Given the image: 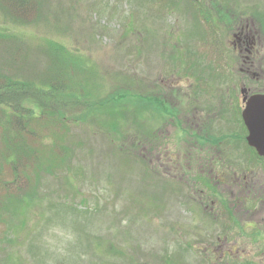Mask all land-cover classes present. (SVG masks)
<instances>
[{
    "label": "rangeland",
    "instance_id": "obj_1",
    "mask_svg": "<svg viewBox=\"0 0 264 264\" xmlns=\"http://www.w3.org/2000/svg\"><path fill=\"white\" fill-rule=\"evenodd\" d=\"M41 10L39 20L25 25L9 21L0 10V31L24 42L28 51L22 53L36 64V52L46 40L62 44L76 57L82 73L95 77L100 94L90 113L68 121L66 132H57L73 150V173L65 180L63 169L42 175L34 199L0 211V264L264 260L262 239L247 240V248L221 261L218 250L211 253L207 248L225 231L222 221H210L209 209L193 202L201 195L194 190L204 186L190 180L184 134L179 141L168 113L161 117L152 108L145 113L137 100L157 94L171 109L174 103L180 108L173 88L178 84L196 81L206 87L212 82L216 87L223 81L218 76L207 81L200 77L213 68L221 71L219 65L236 63L231 34L245 24L257 42L264 76V0H42ZM209 12L214 32L203 17ZM3 42L0 39V49ZM2 56L10 61L0 50V61ZM226 76L228 81L242 80L231 71ZM145 144L152 153L149 159L144 157ZM176 146L181 149L176 163L156 159V151L168 149L172 155ZM257 211L264 214L259 207Z\"/></svg>",
    "mask_w": 264,
    "mask_h": 264
},
{
    "label": "trees",
    "instance_id": "obj_2",
    "mask_svg": "<svg viewBox=\"0 0 264 264\" xmlns=\"http://www.w3.org/2000/svg\"><path fill=\"white\" fill-rule=\"evenodd\" d=\"M41 3L42 0H0V10L9 21L25 25L40 19ZM192 6L195 14L198 5L194 2ZM203 17L214 32L213 16L209 12ZM0 39L5 43L0 50L10 58L9 61L2 56L0 61L4 64L0 67V211H7L34 199L35 191L40 193L42 175H56L63 169L65 180L73 173L70 157L73 150L66 140L65 143L58 138L57 132H66L68 121L75 122L90 113L96 106L93 99L100 93L95 77L90 72L83 74L76 57L57 41L46 40L38 48L36 54L44 63L40 64L37 55L36 64L28 62L29 55L22 53L28 49H23L24 42L15 34L2 30ZM220 70L213 68L206 75L202 73V77L195 71V76L207 81L216 75L218 81H228L227 72ZM137 100L145 113L148 110L151 113L152 108L161 117L173 114V109L157 94Z\"/></svg>",
    "mask_w": 264,
    "mask_h": 264
},
{
    "label": "flooded vegetation",
    "instance_id": "obj_3",
    "mask_svg": "<svg viewBox=\"0 0 264 264\" xmlns=\"http://www.w3.org/2000/svg\"><path fill=\"white\" fill-rule=\"evenodd\" d=\"M252 34L247 24L237 27L230 40L237 50L236 65L220 67L227 74L234 72L241 82L221 81L216 87V83L210 82L202 87L201 82L188 79L190 82L173 87L177 93L174 97L181 107H175L174 103L173 114L168 116L175 123L176 134H184L182 143L187 148L185 159L192 172L190 180L204 186L194 190L201 195L193 202L202 203L204 209H209V214L208 210L206 213L210 221H222L223 237L218 235L215 243L207 246L211 253L212 250L219 251V261L225 255L231 257L247 248V240L264 241V214L257 211L259 207L264 212V156L248 143V130L242 117L249 96L264 93V83L260 84L264 76L259 72L263 69L258 64L259 50ZM178 138L180 141L181 136ZM143 149L144 157L151 158L146 144ZM165 150L156 151V159L162 164L163 160L176 163L181 149L176 146L171 150L172 155L170 150ZM239 152L245 157V164L239 161ZM250 165L254 167H248ZM245 261L254 262L251 259ZM259 261L264 260L260 258Z\"/></svg>",
    "mask_w": 264,
    "mask_h": 264
},
{
    "label": "water",
    "instance_id": "obj_4",
    "mask_svg": "<svg viewBox=\"0 0 264 264\" xmlns=\"http://www.w3.org/2000/svg\"><path fill=\"white\" fill-rule=\"evenodd\" d=\"M242 117L248 130V143L264 156V93L249 96Z\"/></svg>",
    "mask_w": 264,
    "mask_h": 264
}]
</instances>
